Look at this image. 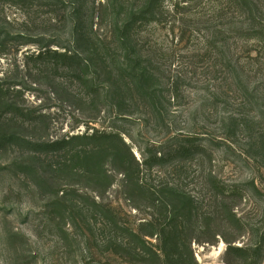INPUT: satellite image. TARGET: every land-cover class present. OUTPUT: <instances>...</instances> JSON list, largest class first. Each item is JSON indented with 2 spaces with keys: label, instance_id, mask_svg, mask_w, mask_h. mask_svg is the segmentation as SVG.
Segmentation results:
<instances>
[{
  "label": "rangeland",
  "instance_id": "obj_1",
  "mask_svg": "<svg viewBox=\"0 0 264 264\" xmlns=\"http://www.w3.org/2000/svg\"><path fill=\"white\" fill-rule=\"evenodd\" d=\"M144 2L0 0V264H264V0Z\"/></svg>",
  "mask_w": 264,
  "mask_h": 264
},
{
  "label": "trees",
  "instance_id": "obj_2",
  "mask_svg": "<svg viewBox=\"0 0 264 264\" xmlns=\"http://www.w3.org/2000/svg\"><path fill=\"white\" fill-rule=\"evenodd\" d=\"M166 0H145L142 9H140L138 12H134L129 20L126 22H117V26L119 29H121L124 33L126 39L128 38V35L135 29L136 25L144 24V22L147 19V15H150L152 19L156 18V15L158 14V8L165 2ZM254 35L260 34L259 31H254ZM124 39V38H123ZM36 59H40L42 62H48L49 60H55L57 63H60L61 66H63L62 69L65 70H82L84 71V65H83V59L79 54H73L71 52H57V51H41L37 56ZM40 62V61H39ZM140 85V82H139ZM3 90L0 86V95H2ZM112 134L106 133V132H99L96 131L91 137L93 139L95 138H110ZM60 144L59 142H53L50 144H45L46 147H53ZM177 148L174 150L177 154L181 156V158H191L194 154L198 153L199 151H202L204 147L199 145L195 140L189 138L187 140H183V142L179 143ZM157 160H160L163 158V155L158 158V153L154 155ZM144 162H146L144 160ZM214 184H213V190L217 198H221L224 201L227 199H231L235 194L234 188L228 185L222 184V182L218 178H214ZM177 194H173V200L175 199ZM194 205V200H191L190 197L186 198L184 196H177L176 198V204L172 205L173 208H178V212L190 210ZM177 212V213H178ZM176 215V214H175ZM175 219V218H174ZM173 219V220H174ZM230 251L236 252L237 254H244L246 255L249 260L252 262L254 260V257L252 255L251 249H246L243 247L234 248L231 247ZM166 257V256H165ZM166 259H168L166 257ZM252 259V260H251ZM178 262H182V257H178ZM196 263V261H195Z\"/></svg>",
  "mask_w": 264,
  "mask_h": 264
}]
</instances>
